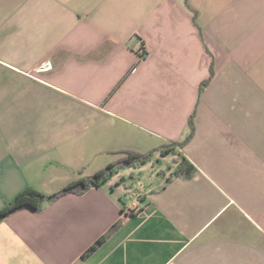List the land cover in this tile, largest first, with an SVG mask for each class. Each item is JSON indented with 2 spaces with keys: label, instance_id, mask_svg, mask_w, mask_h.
<instances>
[{
  "label": "crops",
  "instance_id": "0c3cea01",
  "mask_svg": "<svg viewBox=\"0 0 264 264\" xmlns=\"http://www.w3.org/2000/svg\"><path fill=\"white\" fill-rule=\"evenodd\" d=\"M191 118L193 178L156 155L138 196L127 170L16 212L0 264H264V0H0V212L180 143Z\"/></svg>",
  "mask_w": 264,
  "mask_h": 264
},
{
  "label": "trees",
  "instance_id": "16d2710c",
  "mask_svg": "<svg viewBox=\"0 0 264 264\" xmlns=\"http://www.w3.org/2000/svg\"><path fill=\"white\" fill-rule=\"evenodd\" d=\"M189 128L190 134L184 141L162 147L149 154H139L130 151L121 152L119 154L122 155V158L109 165L103 171L70 185L55 195L46 196L36 189L27 188L17 198L5 205L4 209L0 212V222L16 212L26 209L35 213L41 212L46 205L52 204L68 194L82 196L93 188L101 189L120 172L140 169L151 163L156 155H159L162 158L168 155H173L176 164L174 176L183 179H191L197 170L180 151L184 150L194 136V123L192 118L189 123ZM117 228L118 225L115 226L113 230ZM105 239L106 237L98 241L91 249H89L84 258L92 255L103 244Z\"/></svg>",
  "mask_w": 264,
  "mask_h": 264
},
{
  "label": "rangeland",
  "instance_id": "374dc122",
  "mask_svg": "<svg viewBox=\"0 0 264 264\" xmlns=\"http://www.w3.org/2000/svg\"><path fill=\"white\" fill-rule=\"evenodd\" d=\"M151 166L143 168V173L141 174L139 170H129L124 172V176H126V180L128 182V189L134 193L137 188L140 190L144 186H149V173Z\"/></svg>",
  "mask_w": 264,
  "mask_h": 264
},
{
  "label": "built area",
  "instance_id": "2783aa9c",
  "mask_svg": "<svg viewBox=\"0 0 264 264\" xmlns=\"http://www.w3.org/2000/svg\"><path fill=\"white\" fill-rule=\"evenodd\" d=\"M141 54L142 55H145V50L144 49H141ZM135 196H138L139 195V188H137L136 192L134 193ZM133 212H135L134 209H130L128 210L127 212V215H131Z\"/></svg>",
  "mask_w": 264,
  "mask_h": 264
}]
</instances>
